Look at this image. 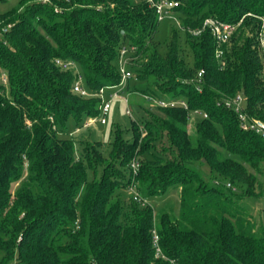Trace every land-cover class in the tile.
<instances>
[{
	"label": "trees",
	"instance_id": "obj_1",
	"mask_svg": "<svg viewBox=\"0 0 264 264\" xmlns=\"http://www.w3.org/2000/svg\"><path fill=\"white\" fill-rule=\"evenodd\" d=\"M179 1L193 64L176 33L159 49L145 0H20L0 12V26L11 24L0 36V264H264V227L241 202L264 196V137L219 104L243 93L247 113L264 118V0ZM207 17L242 20L222 57L210 30H187ZM124 45L135 47L131 76L150 84L135 89L187 106L116 125L108 147L69 136V119L84 127L101 97L74 92L75 70L56 59L79 66L96 93L121 84ZM133 179L143 198L180 187L178 214L134 200Z\"/></svg>",
	"mask_w": 264,
	"mask_h": 264
},
{
	"label": "rangeland",
	"instance_id": "obj_2",
	"mask_svg": "<svg viewBox=\"0 0 264 264\" xmlns=\"http://www.w3.org/2000/svg\"><path fill=\"white\" fill-rule=\"evenodd\" d=\"M20 0H0V12H7L19 5ZM179 15L172 12L169 16H166L160 21L158 31L155 37V43L159 49L164 50L167 47L168 42L171 40L172 35L176 33L177 38L180 41L182 52L186 57L188 64H193L192 50L187 43V31L183 29L179 24ZM127 69L130 66L127 65ZM75 73H81L79 66H75ZM3 75V74H2ZM4 77V76H2ZM84 84V78L83 82ZM129 83L130 88L126 89V85ZM150 84L147 81L139 80L135 77L130 76L127 81L123 84L112 88H106L104 91L103 99L108 101L111 100V108L106 118V123H101L97 116L95 117H84L83 123L89 122L90 119L95 121L89 126L77 129V125L73 118H70L66 125V130L69 136L87 137L91 140H99L104 143V147L109 146V142L112 139V132L116 125H120L125 129H130L132 126L133 119H142L147 117V110L152 109L157 111L156 102L154 100H148L145 98L143 92L135 89L147 88ZM85 86V85H84ZM125 88V89H124ZM120 91L119 95L111 96L113 92ZM126 98L128 101H126ZM131 109L132 113L129 115L127 109ZM196 117V118H195ZM193 119L199 118L197 114H192ZM196 122L193 120L188 125L189 132L191 134L196 133ZM131 133V132H130ZM169 143L167 136L164 135L158 141L159 149ZM206 170L209 168L206 166ZM259 179L264 181V174H259ZM17 187V184L13 186V189ZM260 191V187L257 190ZM127 194L131 196V192L127 190ZM149 203L154 208V213H157L164 207L166 210H170L172 214H178L180 207V187H173L162 195L147 198ZM242 204L248 208L253 218L257 221L258 226L264 227V196H246L242 199Z\"/></svg>",
	"mask_w": 264,
	"mask_h": 264
},
{
	"label": "built area",
	"instance_id": "obj_3",
	"mask_svg": "<svg viewBox=\"0 0 264 264\" xmlns=\"http://www.w3.org/2000/svg\"><path fill=\"white\" fill-rule=\"evenodd\" d=\"M147 1L151 6H153L156 10L158 20H163L166 16H169L172 12H176V8L180 6L179 0H145ZM242 20H240L238 23H232L223 21L214 17H207L202 26L196 27V28H187L190 34L194 36L201 35V33L205 30H210L212 35L217 41V48H216V56L222 57L224 54V45L228 43L234 33L237 31L240 23ZM178 24L184 29L180 18L178 20ZM11 28V24L7 26H0V36H2L5 32H7ZM259 40H260V48L261 53L263 54V61H264V22L262 29L259 33ZM135 50L134 46H127L124 45L121 49V59H120V69L122 72V82L121 84L127 81V79L132 75L131 71L127 69V65L131 63V60L133 58L132 52ZM56 64L59 65L63 69H74L76 64L73 61H64L60 58L56 59ZM204 73V69H201L198 73L199 78L202 77ZM77 78L73 84V91L85 96H99L101 97V103H100V113L98 114L99 121L101 123L107 122V114L110 111L111 108V100H104L103 95L104 91L106 90L105 87L101 88L98 92L93 93L90 90H88L83 82V76L82 74L76 73ZM3 80L6 81V77H3ZM120 91L113 92L111 96L119 95ZM145 97L148 100H154L156 102L157 106H187L186 102L184 100L180 99H172V100H165V99H155L153 97L145 95ZM126 101L128 99L126 98ZM224 103L229 108H233L240 119V123L243 129L245 130H253L259 134H261L264 137V118L259 117H252L250 116L246 111V96L243 93H238L235 96L228 97L223 102H219V104ZM127 113L131 115L132 110L129 108L127 109ZM206 115V114H205ZM94 119H90L89 122H86L84 124L85 126L91 125L92 122H94ZM131 169L133 170V174L136 175L140 166L139 160L135 157L131 161ZM131 192V195L133 196L134 200L138 201L141 205H147L149 204V201L147 198H143L139 190L137 189V182L133 179L132 183L129 186L128 189ZM159 236L154 230V245L156 246V256H163L161 248L159 246Z\"/></svg>",
	"mask_w": 264,
	"mask_h": 264
}]
</instances>
